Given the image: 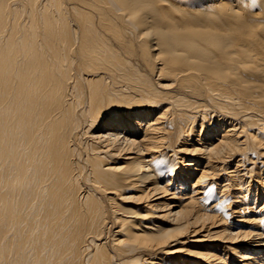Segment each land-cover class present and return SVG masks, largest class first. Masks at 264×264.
Returning a JSON list of instances; mask_svg holds the SVG:
<instances>
[{
    "label": "bare ground",
    "instance_id": "bare-ground-1",
    "mask_svg": "<svg viewBox=\"0 0 264 264\" xmlns=\"http://www.w3.org/2000/svg\"><path fill=\"white\" fill-rule=\"evenodd\" d=\"M0 264H264V0H0Z\"/></svg>",
    "mask_w": 264,
    "mask_h": 264
}]
</instances>
